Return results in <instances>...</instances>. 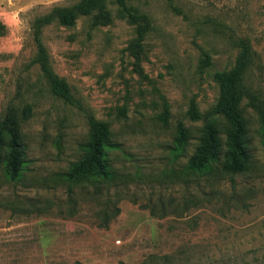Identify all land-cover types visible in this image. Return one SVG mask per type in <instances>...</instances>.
<instances>
[{
	"label": "rangeland",
	"instance_id": "obj_1",
	"mask_svg": "<svg viewBox=\"0 0 264 264\" xmlns=\"http://www.w3.org/2000/svg\"><path fill=\"white\" fill-rule=\"evenodd\" d=\"M76 2L0 0V114L30 108L22 177L11 181L0 167V264H264V0H124L136 18L119 0H102L105 15L41 27L50 66L70 87L68 104L35 62L33 23ZM244 47L250 169L188 175L218 96L213 75L229 71ZM87 114L117 145L111 184L59 177L84 153ZM114 205L119 215L99 227L94 213Z\"/></svg>",
	"mask_w": 264,
	"mask_h": 264
},
{
	"label": "trees",
	"instance_id": "obj_2",
	"mask_svg": "<svg viewBox=\"0 0 264 264\" xmlns=\"http://www.w3.org/2000/svg\"><path fill=\"white\" fill-rule=\"evenodd\" d=\"M123 13L136 18L134 9L119 0ZM98 10L105 15L102 0H77L70 6L53 7L44 17L33 23V40L37 52L35 62L46 79L52 95L70 104L73 98L69 85L52 70L47 53L40 40V28L57 22L61 26H72L76 17L89 16ZM248 48H241L234 66L229 71H217L213 75L218 85V96L212 106L209 118L205 120L202 134L198 139L194 152L188 158L183 172L195 177L225 175L234 177L247 172L252 163V154L247 144V129L242 113V101L245 97L244 75L249 65ZM206 66L211 65L210 58L205 56ZM264 137V108L259 110ZM30 115V108L24 107L19 114L9 108L0 114V167L6 178L19 180L25 170V146L21 132V124ZM193 121L200 119L195 107L188 112ZM88 124V140L82 157L72 163L67 171L59 177L71 183L83 185L87 182L111 184L114 172L109 154L115 148L108 125L98 121L93 115H86ZM187 129L181 123L177 127L176 147H183L187 141ZM195 205V200L192 201ZM105 206L95 212L98 226L107 228L109 222L117 217L120 210L117 206Z\"/></svg>",
	"mask_w": 264,
	"mask_h": 264
}]
</instances>
